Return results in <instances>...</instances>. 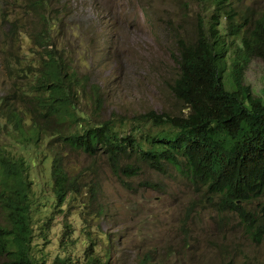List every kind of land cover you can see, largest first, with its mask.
<instances>
[{"label": "trees", "instance_id": "1", "mask_svg": "<svg viewBox=\"0 0 264 264\" xmlns=\"http://www.w3.org/2000/svg\"><path fill=\"white\" fill-rule=\"evenodd\" d=\"M236 3L202 0L212 12L210 25L200 24L192 36L179 32L174 36L171 57L178 71L169 87L186 112L170 115L150 110L119 127L113 118L100 119L102 87L90 79V71L81 70L82 34L76 23L62 16L64 7L65 14L70 10L64 5L57 8V0H26L33 20L26 30L18 31L16 45L6 52L4 71L14 81L0 95L4 264H47L34 252V179L26 156L16 153L22 147L31 148L41 160L49 158L48 184L58 210L70 204L82 206L84 192L96 200L101 190L98 178L86 184L87 171L70 170L62 154L68 147L89 156L107 155L111 171L122 183L124 178L137 177L144 165L165 172L169 164L200 192L215 196L224 209L237 212L257 239L264 238V87L255 94L243 74L252 57L264 62V14L246 31L233 21ZM2 13L6 17L5 10ZM143 13L154 27V15L147 8ZM222 17L226 33L220 28ZM16 25L17 20L11 22ZM225 35L239 36L244 47L242 53L236 51L233 62L234 89L226 85ZM84 102L93 105L91 111ZM255 200L261 201L257 216L247 208ZM84 232L90 234L88 227ZM93 246L92 240L88 247L93 250ZM82 259L104 264L102 255H87L86 250L81 259L57 255L50 264H78Z\"/></svg>", "mask_w": 264, "mask_h": 264}, {"label": "rangeland", "instance_id": "2", "mask_svg": "<svg viewBox=\"0 0 264 264\" xmlns=\"http://www.w3.org/2000/svg\"><path fill=\"white\" fill-rule=\"evenodd\" d=\"M233 21L251 29L264 14V0H236ZM26 0H0V95L14 81L6 75V52L16 45L18 31L33 20ZM62 16L76 23L82 34L81 70L101 84L104 103L100 119L113 118L119 127L134 116L150 110L179 115L184 105L170 91L177 74L171 57L174 36H192L197 26L210 25V6L202 0H57ZM154 15V27L143 9ZM64 14V15H63ZM17 25L12 27L11 22ZM226 18L220 26L226 33ZM154 31H158L154 34ZM226 85H232L236 51L243 52L239 36L225 35ZM76 48V47H75ZM77 51V48H76ZM175 59V57H174ZM244 83L255 94L264 87V62L252 57L245 64ZM91 111L89 102L82 103ZM9 144L13 142L7 139ZM18 147H14L16 149ZM30 163L34 179L32 198L35 255L50 264L57 255L82 258L84 251L102 255L104 264H264V238L257 239L252 228L235 211L224 209L216 197L200 192L173 166L165 172L144 165L134 178L117 179L107 155L89 156L64 148L65 160L73 173L87 171L84 182L98 178L101 190L93 200L82 193V206L58 210L48 184L49 158L41 160L31 148H19ZM35 159V162L31 161ZM128 184V185H125ZM87 189L83 190L86 191ZM261 201L248 205L258 215ZM69 208V209H66ZM66 209V210H65ZM103 209V213L101 210ZM50 216L46 229L44 223ZM84 219V220H83ZM260 222L256 219V224ZM88 227L90 234L84 232ZM94 241L93 250L89 244ZM5 257L0 255V264ZM78 264H88L86 259Z\"/></svg>", "mask_w": 264, "mask_h": 264}]
</instances>
